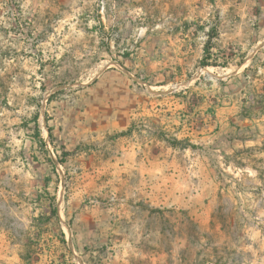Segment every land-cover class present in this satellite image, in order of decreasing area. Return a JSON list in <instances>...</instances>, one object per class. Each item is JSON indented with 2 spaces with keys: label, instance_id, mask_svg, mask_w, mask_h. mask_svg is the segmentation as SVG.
Returning <instances> with one entry per match:
<instances>
[{
  "label": "rangeland",
  "instance_id": "374dc122",
  "mask_svg": "<svg viewBox=\"0 0 264 264\" xmlns=\"http://www.w3.org/2000/svg\"><path fill=\"white\" fill-rule=\"evenodd\" d=\"M261 15L258 0H0V264H264ZM151 100L186 120L164 134L163 205L129 167L143 153L99 133Z\"/></svg>",
  "mask_w": 264,
  "mask_h": 264
},
{
  "label": "crops",
  "instance_id": "0c3cea01",
  "mask_svg": "<svg viewBox=\"0 0 264 264\" xmlns=\"http://www.w3.org/2000/svg\"><path fill=\"white\" fill-rule=\"evenodd\" d=\"M258 1L261 7V23L263 24L262 27L264 30V4L263 0ZM203 30L206 29L203 28ZM238 30L239 33H237V35L240 37V44H242V37L240 33L242 29L239 28ZM178 35H183V33H179ZM224 35L225 34H222V36ZM187 37L188 35H185L182 39L178 38V40L185 42ZM227 37L229 39H235L231 35H228ZM212 42H214V38L212 39ZM181 53L183 55L186 54V52ZM214 56L215 55L212 54V59H210V62H217L216 58L214 59ZM197 59L200 58L197 56ZM173 60H175V68H170V71L190 72V70H186V68H184V64L187 63L188 59L183 57H177L175 59L163 57V62H165L167 67V62H171ZM184 61L186 62L184 63ZM260 61L262 64L260 65L258 72H264L263 53L260 54ZM239 64L240 65H238V69H240V72H249L247 70L248 65L245 66L244 60L240 61ZM229 65L230 64H228V66ZM154 88L160 90L163 88V86L159 85L155 86ZM180 107L181 106L179 105V102H173L170 105L168 104L167 109L163 108V101L151 100L144 102H128L127 106L122 104L121 106L114 107L110 114L109 123L104 124L103 127H101L102 129L99 130L103 145H107L103 151L109 150V147L111 146L116 153L119 154L121 150L124 149V153H122L123 155H131L134 158L138 157L139 153H143L144 157L147 158V161L143 165H138L134 161L129 167H133L134 169L142 171L143 177H145V179L149 182V184H147V191H149L151 194H156L155 192H158L160 198L159 204L161 205H163L162 196L164 150L173 149L177 151L176 148L167 147L164 136H179L182 134L183 130L181 129L184 128L183 124L186 122V120H183L181 117L182 111L179 110L181 109ZM141 122L144 124V129L137 131L138 124ZM124 131H129V135H118ZM191 135H193V132ZM125 142L127 143L126 145L124 144ZM182 175L183 173H175L172 181H174L176 184H180L179 186H183L182 184L184 180Z\"/></svg>",
  "mask_w": 264,
  "mask_h": 264
},
{
  "label": "trees",
  "instance_id": "16d2710c",
  "mask_svg": "<svg viewBox=\"0 0 264 264\" xmlns=\"http://www.w3.org/2000/svg\"><path fill=\"white\" fill-rule=\"evenodd\" d=\"M213 34H211V31L208 34V41L205 44V57L202 59L201 61V66L202 67H209V66H216V62H210V59H212V54L210 52L211 48V43H212V39H213ZM51 133V130H49ZM37 136H40V131L37 129ZM50 137H52V134H50ZM53 215L57 214V209L53 208L52 210ZM215 264H219L217 262H215Z\"/></svg>",
  "mask_w": 264,
  "mask_h": 264
}]
</instances>
